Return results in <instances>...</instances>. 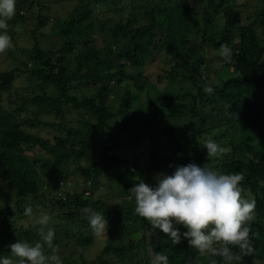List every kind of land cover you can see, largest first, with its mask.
Segmentation results:
<instances>
[{"label": "trees", "instance_id": "trees-1", "mask_svg": "<svg viewBox=\"0 0 264 264\" xmlns=\"http://www.w3.org/2000/svg\"><path fill=\"white\" fill-rule=\"evenodd\" d=\"M49 1L52 0H16L15 15L7 23L27 20L33 6L38 4L42 9L44 2ZM150 2V10L144 2L140 6L133 5L135 11L126 18L121 15L114 19L108 14L117 12L119 4H123L120 0H80L66 19L55 17L57 35L64 39L59 49L41 48L33 36L34 44L25 52L22 67L0 73V201L6 199L4 187L11 189L18 200L16 206L6 204L0 208V256H10L9 245L18 240L30 244L42 242L39 225H27L29 218L24 215L26 207L22 206V201L32 196L45 197L47 189L48 195H52L49 210L55 216L66 215L71 222L82 215L73 225L78 227L76 232L68 221L49 223V227L60 230L62 238L74 236L77 246L85 248L94 241V237L86 235L81 228L88 227L85 208L100 212L108 221L107 242L94 259L87 261L82 253L79 262L67 259L63 264H150L156 253L167 255L169 264H213L214 261L224 264L219 256L193 249L186 239L173 245L166 234L151 228L134 211V198L129 190L142 179H135L142 171L171 174L174 169L170 164L194 162L200 166L207 164L220 174L243 176L241 193L247 192L250 196L244 199L255 202L250 229L254 251L243 256L240 264H264V37H260L256 29L261 26L264 30V0H260L262 6L246 24L241 23V11L228 4V0ZM107 5L111 9H105L101 20L97 7ZM137 15L150 17V20L138 23ZM218 18L223 21L221 25L216 24ZM97 27L106 33L107 39L101 48L104 57L98 48L90 45L92 32ZM79 44L84 46L78 50L71 68L65 64V53ZM222 46H227L232 53L227 62L220 56ZM210 47L234 72L219 83L205 77L201 81L202 72H207L213 60L204 57L202 51ZM155 53H164L179 61L178 66H190L188 75L185 72L183 76L193 83L194 91L171 90L172 80L178 76L177 65L168 71L171 81L162 90L155 89L142 73L128 71L127 66L144 67ZM17 73L28 74L26 88L13 89ZM123 79H131L137 87L135 93L126 92L122 97L128 114L123 123H130L131 116H142L144 121L143 131L127 140L120 136V131L108 126L114 116L109 96L117 91ZM161 79L159 76L158 80ZM112 81L114 84L110 85ZM208 86L214 89L213 94L204 91ZM74 87L92 92L84 94L81 88L78 96L72 92ZM143 92L145 99H141ZM187 97L189 103L185 101ZM141 100H146L150 108L130 112L132 105ZM65 109H71L79 117L74 126L72 121L65 120ZM182 115H187L192 127L183 143L175 133L178 129V134L183 136L177 122ZM209 122L212 127L207 126ZM36 126L56 129L57 134L53 138L43 137L33 131ZM219 127L224 128V132L212 140L224 138L230 132L228 143L222 145L226 152L221 157H207L198 138L203 132ZM91 134L104 141L97 160L90 166L78 167L84 188L91 194L84 196L83 191L76 188L78 184L60 191L67 188L70 171L60 169L59 165L64 161L89 159ZM145 135L149 150L139 165L130 158L128 148ZM168 144L173 145L172 149ZM164 145L172 150L171 154L162 153ZM35 149L42 155L29 154ZM111 175H114L112 188L116 196L122 198L118 208L106 204L101 197H93L99 177ZM145 183L154 185V182ZM180 231L186 229L181 227ZM138 232L142 233L141 237H126ZM53 243V249L45 247L46 255H53L61 241L55 237ZM137 248L146 250V256L133 252ZM232 250L239 251L236 247Z\"/></svg>", "mask_w": 264, "mask_h": 264}, {"label": "rangeland", "instance_id": "rangeland-1", "mask_svg": "<svg viewBox=\"0 0 264 264\" xmlns=\"http://www.w3.org/2000/svg\"><path fill=\"white\" fill-rule=\"evenodd\" d=\"M123 4H119V7L117 9V12H109V16L117 19L121 15L126 18L128 15H130L132 12L135 11V9L132 8V6H140L142 3L147 2L146 8L147 10H150L152 8V4L149 1L146 0H120ZM80 2V0H52L49 2H44L43 8L36 4L33 6L31 10L28 11L29 18L27 20H18L13 24H8L7 34L10 37V47L5 50L4 52L0 53V73L3 71L15 69L17 67H22V61L25 60L26 54L25 52L27 50H30L34 44L33 36L38 42V45L41 48L49 49V50H57L63 45L64 39H62L59 35H57V29H56V19L55 17H59L60 20L66 19L69 15V13L76 7V5ZM133 3V4H132ZM145 4V3H144ZM228 4H233L235 9H239L241 11V23L246 24L249 21H252L253 19V13L257 9H259L262 4L260 0H228ZM96 7V6H95ZM98 8V14L99 19L103 20V16H105V9H111L110 5H107L105 7L99 6ZM104 8V9H103ZM157 18H159V15H157ZM220 18V17H219ZM216 20L217 25H221L223 23L222 19ZM150 20V17H142L141 15H137V21L138 23H148ZM257 32L260 37H264V30L260 26L256 27ZM103 31H100L99 28L92 32L93 40L90 42V45H94L98 50L100 51V55L104 57V54L101 51V48L103 47L104 43L106 42V33H102ZM122 44V42L120 43ZM84 46L83 44H79L74 48V50L66 52V60L65 64L67 66H70L73 68L72 64H74L76 55L80 47ZM202 54L204 57H211L212 63L209 69H207V72H202L201 81L204 80L203 77H205L208 81L213 83H219L222 78H224L227 75H233L234 72H231V69L225 65L222 58H219L218 55H215V51L212 50V47L205 49L202 51ZM179 61L172 60L169 57H166L164 53H155L154 58L151 59L147 65H145L142 68H128V71L130 73L139 74L142 73L155 87V89L162 90L166 88L168 83L171 81L169 80V74L168 71L172 66H176L178 68V76L175 77L172 80V87L171 90L173 92L181 93L186 91H194L193 83L188 80V78H184L183 75H185V72L188 75V71L190 69V66L188 65H180L178 66ZM27 76L28 74H21L17 73L16 79L13 81V89H23L26 88L29 85V82H27ZM161 76L162 79L158 80V77ZM205 83V81H204ZM114 84L112 81L110 85ZM83 89L84 94L90 95L92 91L84 89L83 87H74L72 92L76 95H81L80 93ZM136 83L132 81L131 79H123V81L120 82V85L117 88V91L114 93H111L109 96L110 101H113V113L114 116L109 120L108 126L109 128L113 129V131H120V136L123 139H126L128 137H132L134 135H138L141 131L144 129V121L143 117H129L131 120L130 123L124 124V120L128 118L127 114V108L123 106L122 104V97L126 92L135 93L136 92ZM141 99H145V92L140 93ZM185 101L187 103L190 102V99L187 97L185 98ZM122 104V105H121ZM150 106L147 103L146 100H141L139 103H135L132 105L130 112L133 111H139V110H147ZM70 110V111H69ZM64 110L65 112V120L66 121H72L71 125H75V121L79 119V117L72 112L71 109ZM188 117L187 115H182L181 119H179L178 122V128H181L179 130V133L181 131L182 134H178V129H175V133L177 134L178 140L183 143V139L185 136L188 135L189 129H191V125L188 124ZM136 125H134V124ZM207 126L212 127L211 122L207 123ZM33 131H37L38 134H40L43 137L46 138H53L57 131L56 129H50L48 127L44 126H36L33 128ZM224 128H212L209 131H205L200 135L198 138L199 141L205 145V143L209 140H212V138L215 135H218L219 133H223ZM231 137V133L227 132L226 136L224 138H215L213 141H215L220 147H223L222 145H225L228 143L229 139ZM104 141L97 137L94 134H91L89 136V144H90V152H89V159L87 160H79L77 162H67L64 161L62 165H59L60 169H68L70 171L68 175L67 181V188H60V191H65L66 189H71L74 185L78 184L76 188L79 191H83L84 196H89L91 194V191L88 189H85L83 177L80 176V170L78 169L81 167H87L90 166L92 161L97 160L98 158V152L100 151L101 146L103 145ZM184 145V144H183ZM173 145H167V147H170L172 149ZM166 145L162 146V153H172V150L170 148H165ZM187 147V146H186ZM185 147V150L187 151V148ZM149 150V142L148 137L145 135L142 140H139L135 146H130L128 148V154L130 155V158H134L135 161L141 165L143 160L146 158ZM206 150V148H205ZM30 155H42V153L38 152V149H35V151H32L29 153ZM206 156H207V150H206ZM216 163L218 161H215ZM155 172H147L142 171L141 176L135 177V179H138V177L142 178L145 182H154V177L156 176ZM114 175L105 177L100 176L99 177V185L97 189H95L93 197H101V199L108 205L113 206L115 208L120 207L122 198L119 196H116L114 188H112ZM61 184V182H59ZM48 190L45 189V197L43 195H39L37 197H29L27 199H24L22 201L23 207H28L31 205L33 207V215L29 218V222L27 225H34L37 224V220L43 216L48 215L50 217L49 223L52 225L61 224V223H67V216L64 215L63 217L55 216L56 214L50 212V204L49 199H52V195H48ZM3 193L6 197L5 201H0V208H4L6 204L10 207L16 206V198H14L13 192L11 189L3 188ZM242 198L244 199V196L249 197L250 194L241 193ZM128 199H131L128 197ZM7 202V203H6ZM55 209H53L54 211ZM34 216V217H33ZM82 216V215H81ZM80 217L74 218L73 221L69 222L68 225L72 227L73 232H76L78 230V227H73V225L77 222H79ZM82 230L85 232L86 235H92L94 237V241L92 244L85 248H81L80 246L76 245L75 237L71 236L68 238H62L60 235L59 229H54L55 231V237L57 239H60L61 243L58 244L56 247L58 248L53 252V255L59 256L62 262L64 263L67 259L71 262H79V256L83 253L86 260L90 261L91 259H94L97 254H99L102 251V248L105 246L107 242V233L102 236H95L92 234L91 229L88 227H81ZM38 233V232H37ZM142 233L138 232L135 234H129L126 237H134L138 238L141 237ZM135 249V248H134ZM143 249H136L133 250V252L137 253L138 256L141 254L142 256H146L147 252ZM260 258V256H259ZM257 264H262L258 262Z\"/></svg>", "mask_w": 264, "mask_h": 264}, {"label": "clouds", "instance_id": "clouds-1", "mask_svg": "<svg viewBox=\"0 0 264 264\" xmlns=\"http://www.w3.org/2000/svg\"><path fill=\"white\" fill-rule=\"evenodd\" d=\"M16 0H0V53L10 47L7 34L8 21L15 15ZM232 53L222 46L220 56L227 62ZM213 94L214 89H204ZM207 157H221L226 149L215 141L205 143ZM171 174L158 173L153 184L143 179L129 190L134 198L135 214L146 220L150 227L167 235L173 245L186 239L189 246L201 254H211L223 259L224 264H240L243 256L254 251L250 229L255 202L242 198L240 174H220L204 164L169 165ZM88 226L95 236L107 233L105 215L85 208ZM31 217L33 207L24 209ZM50 217L43 215L37 220L41 241L34 244L17 241L11 245L10 256H0V264H63L59 256L46 255L45 247L54 248L55 231L49 227ZM186 229L181 232L180 228ZM219 245V246H217ZM233 247L239 249L233 251ZM150 264H169L167 255L156 253ZM215 264V261L213 262Z\"/></svg>", "mask_w": 264, "mask_h": 264}]
</instances>
